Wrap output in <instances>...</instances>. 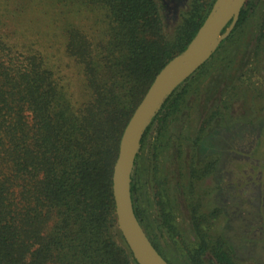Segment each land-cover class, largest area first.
Segmentation results:
<instances>
[{
  "label": "trees",
  "instance_id": "obj_1",
  "mask_svg": "<svg viewBox=\"0 0 264 264\" xmlns=\"http://www.w3.org/2000/svg\"><path fill=\"white\" fill-rule=\"evenodd\" d=\"M215 1L190 0L170 33L163 0H0V264H139L116 216L121 135ZM261 4L247 0L233 32L257 16L256 44L264 48ZM52 26L60 38L56 60L67 58L76 85L52 60L56 53L45 51L42 30ZM135 192L132 173L144 225ZM163 219L171 226L168 213ZM144 227L168 264H237L223 238L202 239L188 261L172 262Z\"/></svg>",
  "mask_w": 264,
  "mask_h": 264
},
{
  "label": "rangeland",
  "instance_id": "obj_2",
  "mask_svg": "<svg viewBox=\"0 0 264 264\" xmlns=\"http://www.w3.org/2000/svg\"><path fill=\"white\" fill-rule=\"evenodd\" d=\"M163 1L172 33L190 0ZM257 23L255 16L233 28L141 137L132 169L136 205L172 262L188 261L202 239L211 245L223 238L237 264H264V48L256 44ZM42 32L45 51L56 53L52 60L76 85L67 58L56 60L58 29Z\"/></svg>",
  "mask_w": 264,
  "mask_h": 264
},
{
  "label": "water",
  "instance_id": "obj_3",
  "mask_svg": "<svg viewBox=\"0 0 264 264\" xmlns=\"http://www.w3.org/2000/svg\"><path fill=\"white\" fill-rule=\"evenodd\" d=\"M245 2L215 1L196 36L155 76L124 127L113 168V194L119 230L139 264H168L149 239L132 200L131 175L141 137L165 99L211 57L234 28Z\"/></svg>",
  "mask_w": 264,
  "mask_h": 264
},
{
  "label": "flooded vegetation",
  "instance_id": "obj_4",
  "mask_svg": "<svg viewBox=\"0 0 264 264\" xmlns=\"http://www.w3.org/2000/svg\"><path fill=\"white\" fill-rule=\"evenodd\" d=\"M248 194V193H247ZM249 196V195H248Z\"/></svg>",
  "mask_w": 264,
  "mask_h": 264
}]
</instances>
